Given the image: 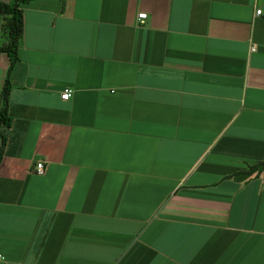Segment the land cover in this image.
Segmentation results:
<instances>
[{
	"label": "crops",
	"instance_id": "0c3cea01",
	"mask_svg": "<svg viewBox=\"0 0 264 264\" xmlns=\"http://www.w3.org/2000/svg\"><path fill=\"white\" fill-rule=\"evenodd\" d=\"M258 9L23 6L0 126V264H264V173L235 179L264 162ZM9 66L0 53V95Z\"/></svg>",
	"mask_w": 264,
	"mask_h": 264
},
{
	"label": "trees",
	"instance_id": "16d2710c",
	"mask_svg": "<svg viewBox=\"0 0 264 264\" xmlns=\"http://www.w3.org/2000/svg\"><path fill=\"white\" fill-rule=\"evenodd\" d=\"M32 1L34 0H14L9 4L0 3V16L3 18L0 53H5L10 60L8 75L5 79L0 95L2 100V109L0 110V126L8 125L9 122L6 117V106L8 104L11 89L9 74L19 61L18 51L23 38V6ZM61 2L64 4V0H61ZM262 173H264V162L250 166L248 170L235 175V179L238 181H245L254 175L257 176Z\"/></svg>",
	"mask_w": 264,
	"mask_h": 264
},
{
	"label": "built area",
	"instance_id": "2783aa9c",
	"mask_svg": "<svg viewBox=\"0 0 264 264\" xmlns=\"http://www.w3.org/2000/svg\"><path fill=\"white\" fill-rule=\"evenodd\" d=\"M255 15H256V17H264V13H263V11L261 9L256 10L255 11ZM146 18H147V15L145 13L139 14L138 15V22H139V24H143L144 21L146 20ZM71 95H72V91L70 89H65L61 93V99L63 101H68L71 98ZM36 168H37V172L39 174H42L43 173L44 165L42 163H38L37 166H36Z\"/></svg>",
	"mask_w": 264,
	"mask_h": 264
}]
</instances>
